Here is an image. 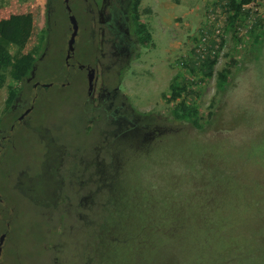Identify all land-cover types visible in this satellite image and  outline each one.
Segmentation results:
<instances>
[{
    "label": "rangeland",
    "instance_id": "rangeland-1",
    "mask_svg": "<svg viewBox=\"0 0 264 264\" xmlns=\"http://www.w3.org/2000/svg\"><path fill=\"white\" fill-rule=\"evenodd\" d=\"M61 1L0 0V18L33 16L26 45L10 52L38 46L30 75L0 87V135L33 106L0 156V264H264V43L258 51L249 21L236 29L223 12L210 17L221 0H141L153 46L121 18V60L111 31L96 32L83 0H70L79 27L69 62L94 68L88 94L86 71L64 63L72 28ZM98 11L92 21L108 20ZM218 21L225 42L206 76L193 48ZM174 78L189 87L167 101ZM180 102L197 106L201 129L174 118Z\"/></svg>",
    "mask_w": 264,
    "mask_h": 264
},
{
    "label": "trees",
    "instance_id": "trees-1",
    "mask_svg": "<svg viewBox=\"0 0 264 264\" xmlns=\"http://www.w3.org/2000/svg\"><path fill=\"white\" fill-rule=\"evenodd\" d=\"M52 1H55L58 6H60L62 2L61 0ZM140 1L141 0H132L130 4L129 14L131 29L137 35L140 41L153 46L151 32L149 31L147 25L140 20L138 9V4ZM256 1L257 0H221L219 3H216L210 8L215 13H225V20L226 23H228V26L230 28L236 29L238 26L242 25L244 21L246 22L247 15L252 11L254 16L252 22L253 25L248 30V33L250 36L253 35L252 38L255 41V47L258 51H260L264 43V11H262V13L256 12L248 7V4L253 2L256 3ZM243 26H245V23ZM32 27L33 16L30 12L13 13L7 17L0 18V87L3 86L7 77L11 78V80L14 82H22L30 75L36 62V51L38 46H36V49L22 54L19 53V51L11 53L9 47L15 46L17 49L23 48L31 36ZM225 32H223L220 37L218 47L212 49L210 46H208L207 53L204 57L198 56L196 54L192 59L198 63L203 75H212L217 51L225 42ZM210 41L211 44L214 42L213 39ZM186 64L187 62H185V65ZM229 73L230 70L225 67L219 69L216 72L217 89L224 88L227 83ZM176 82V78L170 82V93L168 95L161 94L162 98L167 101H175L181 97L187 86L189 87V85L185 83L177 84ZM16 93L17 89L15 86L9 85L8 95L6 97V107L13 103ZM171 110L174 118L180 121H186L197 129L202 128V123L199 121V110L197 106L180 102L175 107L171 108ZM100 113L101 114L98 118L99 121L105 119L103 115L106 112L100 111Z\"/></svg>",
    "mask_w": 264,
    "mask_h": 264
},
{
    "label": "flooded vegetation",
    "instance_id": "flooded-vegetation-1",
    "mask_svg": "<svg viewBox=\"0 0 264 264\" xmlns=\"http://www.w3.org/2000/svg\"><path fill=\"white\" fill-rule=\"evenodd\" d=\"M103 0H83V2L81 3V6H82V12L87 15L84 19L87 23H91L93 22L94 23V27H95V31L98 32L99 28L101 31L104 30V28H108L109 31H111L112 33V40L114 42V45H113V48L116 52V55L121 58V60H123L128 52V50L130 49V43L129 41L127 40V38L124 37V32L121 30V28L119 27V21L121 22L122 20H120L121 18L123 20H125V23H127V28L129 30V32H132L135 37L138 39L137 35L132 31L131 29V24H130V14H129V9H130V4L132 2V0H127V2L125 3V0H122L121 2V11L123 12V15L122 16H119L116 18V14H115V11H116V1L115 0H106L104 6L102 4ZM55 2V1H52V3ZM64 2V6L66 5V2L63 0ZM68 4L70 2V0H67ZM80 3V2H79ZM141 1L139 2L138 4V9L140 8V4ZM94 4V7L95 9L93 8L92 10V5ZM125 6V8H124ZM70 7V6H69ZM101 8V12H99V18H101L102 16H105L106 20L105 22H97L96 19H93V21L91 20V16L90 13H92L91 11H97ZM66 9V8H65ZM71 11H72V7H70ZM107 12V13H106ZM73 13V11H72ZM74 14V13H73ZM97 16V15H96ZM109 16V17H108ZM139 16H140V13H139ZM76 17V16H75ZM110 20H112V30H110ZM77 24H78V21H77ZM78 27H79V24H78ZM98 30H97V29ZM78 32V30H77ZM76 37V36H75ZM103 41V40H102ZM74 53L75 51L73 50V53L71 55H69L67 57V49H66V52H65V66L68 67L70 65H75L77 66L78 69H84L86 71V76L88 75V71L90 70H93V80H92V87L89 91V85H88V88H87V92L88 94L91 93L92 89H93V85H94V80H95V70L93 67L90 66V64H83L81 63L79 60H76L75 64L74 63H70L69 60L71 58H73L74 56ZM129 57V56H128ZM128 60V59H127ZM51 82H47V84H44L42 87H46L50 84ZM87 83H88V80H87ZM33 86L35 84H32ZM35 99V96L33 98V100ZM98 106L101 108V111H107L106 109H104V105L103 103H99ZM33 106L32 104L29 105V106H25L23 108V110L15 117L16 120H13L10 124V127L8 130V132L6 134H1L0 135V156H2L3 154H6V153H9L11 152V141L9 140L11 135H12V131L14 126H15V122L19 123V124H24L25 122V118H26V115L32 110ZM11 118V117H10ZM97 121H99L97 119ZM4 124H5V120L4 118H0V128H3L4 127ZM4 129V128H3ZM13 155V154H11ZM7 163V161H5V164ZM1 195V193H0ZM2 201V198L0 197V202ZM4 235L5 233H2L0 235V238H1V244H2V241L4 239ZM0 244V249L2 247V245Z\"/></svg>",
    "mask_w": 264,
    "mask_h": 264
},
{
    "label": "built area",
    "instance_id": "built-area-1",
    "mask_svg": "<svg viewBox=\"0 0 264 264\" xmlns=\"http://www.w3.org/2000/svg\"><path fill=\"white\" fill-rule=\"evenodd\" d=\"M254 3V2H253ZM253 3L248 4V7L251 8L253 11L256 12H260V8L258 9L257 6H255ZM254 5V6H252ZM253 13L252 11L249 12V14L246 17V21H249V26L253 25ZM218 25V29H216L214 31V34L210 37V35L206 32L203 31L204 33L200 35V37L198 38L197 43L195 44L194 48H193V54L194 56L197 54L198 56L204 57L205 54L207 53V47L210 46L212 49H215L216 47H218L219 41H220V37L222 35V32L219 34L220 28L223 26V24L221 22L218 21L217 23ZM211 39H213V43L211 44Z\"/></svg>",
    "mask_w": 264,
    "mask_h": 264
},
{
    "label": "water",
    "instance_id": "water-1",
    "mask_svg": "<svg viewBox=\"0 0 264 264\" xmlns=\"http://www.w3.org/2000/svg\"><path fill=\"white\" fill-rule=\"evenodd\" d=\"M66 2L65 8L67 10V14H68V19L69 22L71 24V28L72 31L70 33L68 42H67V57L69 55H71L73 53L74 50V41H75V36L77 34V30H78V24H77V19L75 17V15L72 13L69 4L67 2V0H64ZM87 80H88V85H89V91L92 87V80H93V70L88 71V75H87ZM1 240V238H0ZM1 244V241H0Z\"/></svg>",
    "mask_w": 264,
    "mask_h": 264
},
{
    "label": "bare ground",
    "instance_id": "bare-ground-1",
    "mask_svg": "<svg viewBox=\"0 0 264 264\" xmlns=\"http://www.w3.org/2000/svg\"><path fill=\"white\" fill-rule=\"evenodd\" d=\"M209 15H210V17H214V18H216V16H217V14L214 12V11H212L211 10V8H210V13H209ZM212 36V35H211ZM210 36V37H211Z\"/></svg>",
    "mask_w": 264,
    "mask_h": 264
}]
</instances>
